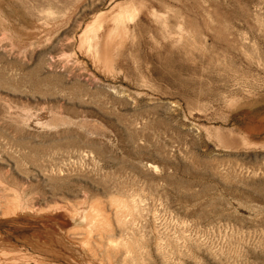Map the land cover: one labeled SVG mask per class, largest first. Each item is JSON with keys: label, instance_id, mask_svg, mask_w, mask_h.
Returning <instances> with one entry per match:
<instances>
[{"label": "rangeland", "instance_id": "obj_1", "mask_svg": "<svg viewBox=\"0 0 264 264\" xmlns=\"http://www.w3.org/2000/svg\"><path fill=\"white\" fill-rule=\"evenodd\" d=\"M0 264H264V0H0Z\"/></svg>", "mask_w": 264, "mask_h": 264}]
</instances>
